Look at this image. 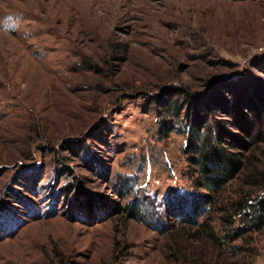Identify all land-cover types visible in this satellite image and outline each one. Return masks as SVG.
<instances>
[{"label":"rangeland","instance_id":"rangeland-1","mask_svg":"<svg viewBox=\"0 0 264 264\" xmlns=\"http://www.w3.org/2000/svg\"><path fill=\"white\" fill-rule=\"evenodd\" d=\"M196 100L264 164V0H0V264H176Z\"/></svg>","mask_w":264,"mask_h":264},{"label":"trees","instance_id":"trees-1","mask_svg":"<svg viewBox=\"0 0 264 264\" xmlns=\"http://www.w3.org/2000/svg\"><path fill=\"white\" fill-rule=\"evenodd\" d=\"M177 106V99L165 98L162 111L177 116ZM188 109L190 127L170 128L186 135L185 153L193 151L188 159L196 170L191 180L195 190L181 193L175 211L170 210L176 219L163 233L172 241L169 256L176 264H249L255 252L253 234L264 226V164L248 166L244 152L249 140L227 130L220 123L226 120L210 118L205 103L193 101ZM199 128L204 129L200 136L195 134ZM191 138L196 142L190 146Z\"/></svg>","mask_w":264,"mask_h":264}]
</instances>
